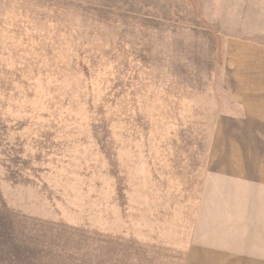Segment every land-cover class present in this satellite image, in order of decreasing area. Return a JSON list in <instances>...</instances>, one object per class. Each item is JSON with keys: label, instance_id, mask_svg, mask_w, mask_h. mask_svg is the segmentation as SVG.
Listing matches in <instances>:
<instances>
[{"label": "rangeland", "instance_id": "1", "mask_svg": "<svg viewBox=\"0 0 264 264\" xmlns=\"http://www.w3.org/2000/svg\"><path fill=\"white\" fill-rule=\"evenodd\" d=\"M263 79L264 0H0V264H264Z\"/></svg>", "mask_w": 264, "mask_h": 264}, {"label": "crops", "instance_id": "2", "mask_svg": "<svg viewBox=\"0 0 264 264\" xmlns=\"http://www.w3.org/2000/svg\"><path fill=\"white\" fill-rule=\"evenodd\" d=\"M254 84L255 85L251 87L256 89V94L251 96L248 100L247 111L251 113L249 118L251 120L253 119L252 121L264 127V79L258 82L256 81ZM250 232L254 231L249 229L246 230V228L240 230L234 229V233L239 234L235 244H218L214 247L217 249H223L224 251H231L234 255L262 258L264 262V229L262 236L260 234L256 236L258 241L254 237L255 234ZM234 236L235 234H231L230 238H233Z\"/></svg>", "mask_w": 264, "mask_h": 264}]
</instances>
